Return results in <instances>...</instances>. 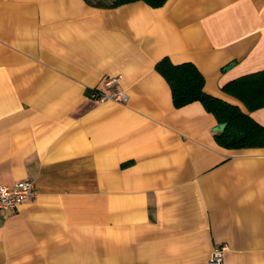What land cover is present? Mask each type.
<instances>
[{"label": "crops", "instance_id": "crops-1", "mask_svg": "<svg viewBox=\"0 0 264 264\" xmlns=\"http://www.w3.org/2000/svg\"><path fill=\"white\" fill-rule=\"evenodd\" d=\"M164 57L264 125L222 89L264 70V0H0V184L35 187L0 209V264H207L218 244L264 264V146L222 145L201 101L176 106Z\"/></svg>", "mask_w": 264, "mask_h": 264}, {"label": "trees", "instance_id": "trees-1", "mask_svg": "<svg viewBox=\"0 0 264 264\" xmlns=\"http://www.w3.org/2000/svg\"><path fill=\"white\" fill-rule=\"evenodd\" d=\"M92 5L111 7L122 3L143 1L150 6H162L167 0H86ZM157 70L169 83L172 99L176 106L193 100L201 101L215 113L223 130L216 132L218 142L225 146H264V125L257 122L248 112L236 104L206 93L203 89L204 76L192 62L172 63L167 57L156 64ZM222 89L239 98L252 111L264 106V70L242 75L225 83Z\"/></svg>", "mask_w": 264, "mask_h": 264}, {"label": "built area", "instance_id": "built-area-1", "mask_svg": "<svg viewBox=\"0 0 264 264\" xmlns=\"http://www.w3.org/2000/svg\"><path fill=\"white\" fill-rule=\"evenodd\" d=\"M114 77H109L106 81V85H110ZM111 99L117 102H125L127 99L126 94L121 91H112L110 94H101L98 96V100ZM35 193L34 179L32 177H26L17 181L13 186L0 184V209L9 210L15 209L24 199L33 196ZM225 245H215L211 251L207 264H223V252Z\"/></svg>", "mask_w": 264, "mask_h": 264}, {"label": "water", "instance_id": "water-1", "mask_svg": "<svg viewBox=\"0 0 264 264\" xmlns=\"http://www.w3.org/2000/svg\"><path fill=\"white\" fill-rule=\"evenodd\" d=\"M231 64H233L232 62L230 64H228L226 67H224L225 69L228 68ZM225 127V123H219L218 125L214 126V130L216 131H221L223 130V128Z\"/></svg>", "mask_w": 264, "mask_h": 264}]
</instances>
